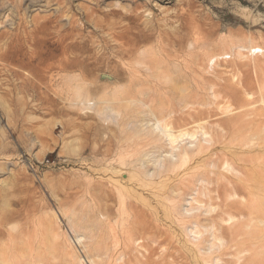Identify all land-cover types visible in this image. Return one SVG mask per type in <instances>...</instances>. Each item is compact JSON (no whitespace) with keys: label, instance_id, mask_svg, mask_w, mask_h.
Returning <instances> with one entry per match:
<instances>
[{"label":"rangeland","instance_id":"obj_1","mask_svg":"<svg viewBox=\"0 0 264 264\" xmlns=\"http://www.w3.org/2000/svg\"><path fill=\"white\" fill-rule=\"evenodd\" d=\"M255 187L264 0H0V264H264Z\"/></svg>","mask_w":264,"mask_h":264},{"label":"bare ground","instance_id":"obj_2","mask_svg":"<svg viewBox=\"0 0 264 264\" xmlns=\"http://www.w3.org/2000/svg\"><path fill=\"white\" fill-rule=\"evenodd\" d=\"M241 122L239 121L235 125H241ZM159 127H160V125H159ZM163 132L168 137L170 142L174 143L176 141L177 137L173 134L171 129L164 130ZM188 135H190V134L189 133H184V134H180L179 136H180V138H183V137L188 136ZM249 196L250 197H254L257 200L256 207H257V211L260 212V215L258 217H256V219H258V220L262 219V221H264V190H262V189H260L258 187H255L253 189H250ZM252 200H254V199H252ZM245 206H243L240 201L239 202H233V203L228 204V209L231 210L232 208H235V209H237V212H239L240 214H243V209H244ZM213 219H215V218H213ZM230 219L232 220V218H230ZM248 223L250 224V222H248ZM248 223H247V226L243 227L241 225V227H239L240 229L239 228L236 229L235 234H242L244 237L250 238L251 236L249 237L248 235H253V234H252V232H249L251 229L248 230L249 228H247L248 226L251 225V224L248 225ZM234 228H235V226H230L229 227V229H234ZM222 229H225V228H222ZM253 229H252V231L256 230V229L255 230H253ZM254 234L255 235H259V234H257V231Z\"/></svg>","mask_w":264,"mask_h":264}]
</instances>
